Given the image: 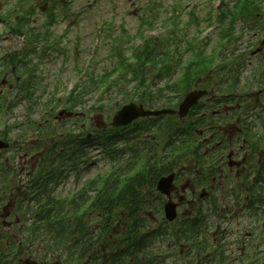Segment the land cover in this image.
<instances>
[{"label":"trees","instance_id":"16d2710c","mask_svg":"<svg viewBox=\"0 0 264 264\" xmlns=\"http://www.w3.org/2000/svg\"><path fill=\"white\" fill-rule=\"evenodd\" d=\"M262 10V5L254 6L252 1L244 0L241 9L234 4L222 11L218 23L224 30L217 33V46L221 41L219 47H224L222 53L220 51L215 53L214 47L208 52L209 44H197V46L180 44L172 31L168 33L164 41H158V37H148L139 47L130 49L127 55H116L122 61H119L108 74L89 75V84L84 83L77 94L73 93L70 96L72 107L83 105L85 96L97 93L96 91L108 78L114 75L118 76H115L116 80L113 78L115 80L113 84L105 88L106 93L118 83L126 87L135 85V94L113 89L122 96L121 105L136 102L149 109H172L176 107L180 96L195 88L207 90L209 92L207 97L210 100L207 103L202 101L190 111L186 119H193L187 124H184L186 119L173 116H167L169 120L164 124L166 117L160 116L138 120L130 126L119 129L110 128L108 132L106 129L98 130L97 135L91 138L84 135L69 136L66 139L56 138L53 145L48 147L46 160H43L40 168L36 169L34 181L28 184L26 197L24 198V193L21 200L16 203L15 212L22 214L24 225L21 227L16 224L11 226L3 224V227L0 225V264H21L23 258L33 253L36 247L41 246L52 253L46 257V263L56 262L61 258L62 261H60L63 264H79L80 262L84 264H165L170 256L162 255L157 258L151 249L158 242H169L171 239L175 243H189L184 256L187 261L209 264L204 254L212 243L208 239L207 221H212L213 215L209 216L203 210H199L197 214L180 221V227L176 231L171 229L173 225L165 222L158 228L149 227L148 217L143 214L149 210L144 207L141 196L147 194L148 191H144L145 188H154L161 176L180 170L190 162L197 163L201 168L214 159L204 157L203 144L197 139L200 138L201 131L204 136L215 133L214 138H222L216 130L224 123L211 113L207 114L209 109L233 107L235 111L228 117L227 122L235 123L233 119L238 115L235 101L238 98L240 85L244 79L252 82V77L245 76V71L249 70L247 69L249 64L246 60L248 51L246 48L243 50L241 48L242 32L252 34L251 39H254L256 34L264 32ZM237 11H239L238 15H236ZM257 15L260 16L257 17ZM250 16L253 17V22L258 20L259 22L253 26L247 25V21L249 22L247 18ZM27 17L19 15V19L13 22L14 28L21 30L25 21H28ZM240 21H244L243 24L250 27H246V33L243 27L237 26ZM36 35V42L30 41L33 47H28L27 43L24 54H29V51L36 52L39 43L47 42L45 39H39L38 33ZM245 43L250 45L252 41ZM24 54L22 56L14 54L9 59L10 66L15 68L20 77L32 76L34 73L28 65L33 64V59ZM188 54L191 58L187 59ZM214 60L216 62L220 60L224 64L219 63V66L211 67ZM262 60L264 61V53ZM263 65L259 64V67L263 69L258 72L261 78L254 79L255 84L264 83ZM118 68L120 71L116 70ZM256 76L258 77V74ZM32 82L28 77L27 82L21 84L24 97H19L13 102H6L2 107L14 108L22 101L27 105V116L35 115L40 98L32 91ZM140 88L144 89L138 93ZM1 103L3 100L0 97ZM50 109L46 108L48 116L52 114ZM27 121V127H29L30 120L27 119ZM258 123L241 126L247 137L264 138L262 136L264 127L260 131ZM47 126H51L50 121L43 123L41 128L43 127V130L47 132L49 130ZM154 131L158 132L157 138L150 137ZM258 133L260 136L257 135ZM5 136L8 137L5 133L0 138L8 143ZM92 147H97L111 163L109 173L98 175L95 182H88L84 190L75 193L67 200L53 195L56 185L64 177L80 169V164L84 163V158L88 155L87 149ZM261 147L264 149V145ZM258 148L259 144H256V154L259 152ZM2 179L3 174L0 175V181ZM90 187H96L97 191L92 201L88 193ZM6 192L8 193L9 189L3 188L0 182V199ZM4 199L5 197L0 200V203ZM154 213L155 216L161 215L162 210H156ZM121 214L125 215L128 231L119 236L116 243H109V235L116 225L115 219ZM89 215L94 217L95 224L89 223ZM214 227V223H211L209 228ZM102 244L108 247L110 245V252L107 256H105L106 253L103 256L99 254L96 256L95 251H100ZM62 250L67 252L63 258L61 254L57 255ZM218 260L222 261V259Z\"/></svg>","mask_w":264,"mask_h":264},{"label":"rangeland","instance_id":"374dc122","mask_svg":"<svg viewBox=\"0 0 264 264\" xmlns=\"http://www.w3.org/2000/svg\"><path fill=\"white\" fill-rule=\"evenodd\" d=\"M250 1L254 3V6L262 5L261 14L264 15V0H248V2ZM234 4L238 9H241L244 0H0V97L3 100V103L0 104V136L3 137L6 133L8 137L5 136V139L9 141L10 145L13 142H18L17 148L10 146L7 151H0V175L3 174V179L0 182L3 188L9 189V192H6L4 196L5 199L0 203V225L11 226L14 223H18L19 227L24 225L22 214L13 212L12 197L15 194L19 195L21 190L26 187L30 177H33L35 169L40 168L42 160L47 156L49 145H53L56 138L66 139L69 136L87 134L95 136L98 130L105 129L108 132L112 116L123 100L120 93L113 89L136 93L135 85L126 87L120 83L117 84L119 87L113 85L110 92L106 93L105 88L113 84L118 76L114 75L108 78L95 95L84 97L83 105L72 107L71 94L75 90L76 93L78 87L84 83L89 84V75L108 74L119 61H122L116 55H127L130 53V49L139 47L150 36L158 37L156 39L160 42L164 41L168 37V33L172 31L176 34L180 44H195L196 46L197 44H209L208 52L214 47L215 53L219 51L222 53L224 47H219L221 41L217 46V33L223 31L224 28L218 23V19L222 11ZM43 8L45 11L42 10ZM18 14L23 17L28 16V23L21 29V36L15 33L17 29L13 30V22L18 19L16 18ZM238 14L239 11L236 12V15ZM249 14L251 15V13ZM247 19L249 26L259 22V20L253 22L251 16ZM243 22L240 21L237 26L243 27V31H245L246 27H250L245 26ZM37 33L39 39H45L47 42L37 45L39 51L35 54L38 64L32 65L36 78L32 83V89L40 99H38L35 115L28 117L27 105L22 101L14 108L2 107L6 102L14 101V93L11 94L7 91L2 82L3 79H8L7 87L10 83H14L16 76L13 74H11V82L9 81L11 67L8 59L13 52L21 49L28 39L32 43L36 42ZM242 34L243 45L241 48L242 50L246 48L248 61L251 63L247 68L249 70L245 71V76L252 77V82L244 79L240 85L239 93L258 92L261 87L253 81L255 78H261L258 72L263 68L258 65L264 64L262 60L264 32L256 34L254 39H251L252 34L248 35L243 32ZM247 41H252V43L247 45L245 43ZM254 51L260 53L259 56L254 57L252 53ZM186 58H191V55H186ZM215 60L217 61V59ZM215 60L211 67H215L219 63L224 64L220 60L218 62ZM116 70L120 71V68ZM143 89L140 88L138 93ZM182 97L178 98L175 106L178 105ZM209 100L208 97L203 102L207 103ZM44 106L54 109L53 116L62 110H67L72 115L73 113L79 114V117L73 119L69 115L65 117L64 114L60 115L54 121L55 123L47 126L49 128L47 132L43 130V127L41 131L38 126H42V116L46 111ZM211 111H216V108L209 109L207 114H210ZM27 119L30 120L29 127H27ZM191 119L193 118L186 119L184 124H187ZM168 120L166 117L163 123H167ZM222 128L224 134L229 136L228 138L234 136L235 128L232 125L224 124ZM157 134L158 132L154 131L150 137L157 138ZM207 135L209 134H205V136ZM199 137L197 140L201 141L203 135ZM159 142L161 141L159 140ZM87 152L88 155L84 158V163L80 164V169L64 177L56 185L53 195L67 200L82 187H85L88 182H95L98 175L109 173L111 163L97 147L87 149ZM190 165L191 162L186 167L188 168ZM27 175H29L28 179H26ZM237 185L236 182L228 185L225 190L228 194H224L222 189H218L214 195L210 194V196L216 198L219 205L233 202L236 199V191L233 192V190ZM222 187L217 182L216 188ZM94 188L96 190V187ZM202 191L198 190L196 199L203 194ZM185 195L190 196L191 194L186 193ZM190 206L185 204L180 207L179 219L171 229L178 230L179 221L196 211L188 209ZM240 206L242 204H238L229 212L227 219H230V222L223 225L229 234L225 236L226 240L223 243L226 246L224 249L228 250L229 254L225 264H264V219H260V216L264 218V213L258 216L260 219V223H258L251 215L240 212L238 209ZM10 213L11 217L6 219ZM143 214L151 218L155 215L153 211ZM151 218L147 219L152 227H155V220L153 221ZM160 218H163V213L156 217V224ZM211 219L215 218L211 217ZM94 220V217L89 215V223L95 224ZM115 220L116 225L109 235V243L112 244L119 240V236L124 235L120 226H124L126 223L124 214L119 215ZM209 233V240H212L213 243L214 239L220 241L222 238L216 237L215 228H211ZM188 244L186 242L175 243L171 239L169 242H158L151 250L157 258L162 255L170 256L165 264H198L184 258L185 251L189 247ZM110 249V245L108 247V245L102 244L98 252H101L100 256H103L104 253L107 256ZM206 250V256L214 252L212 247ZM50 254L52 253L45 250L43 246L36 247L33 253L21 260V264H24L25 260L36 261L37 264L62 263L61 258L56 262L48 261L46 263V257H49ZM66 254L67 252L63 250L57 253L62 258ZM173 259H175L174 262ZM210 262L211 264H221L214 259ZM79 264H84V262Z\"/></svg>","mask_w":264,"mask_h":264},{"label":"flooded vegetation","instance_id":"af4514ba","mask_svg":"<svg viewBox=\"0 0 264 264\" xmlns=\"http://www.w3.org/2000/svg\"><path fill=\"white\" fill-rule=\"evenodd\" d=\"M26 46L27 44L22 46V48L19 50V55L22 56L24 54V48ZM28 47H33V45L28 43ZM14 54H16V51ZM24 55H31L32 57L30 51L29 54ZM250 64L251 63H249V65ZM28 67L30 66L28 65ZM19 73H21V71H19ZM11 74L16 76L14 83H10L7 87L6 85L8 79H3V86L11 94L14 93V98L24 97V91L22 90L23 88L21 84L26 83L24 81L25 75L21 77L18 76L15 68L11 67L9 76L10 82L12 80ZM29 79L30 82H32L36 79L35 75L29 76ZM263 85L264 84H259L261 89L258 90V92L248 91L237 93L238 98L235 102L238 115H236L233 119L235 121V137L233 136L231 138H225L222 136V138L217 139L214 138V133L202 138L201 143L203 144V155L207 158L214 157L213 160L208 161L204 167L201 168L197 164L194 167L191 166L190 169L187 168L171 172L175 174V177L169 196H164L157 192V183L160 178L171 173L161 176L156 181L154 188H145L144 191L148 192L146 195L141 196L144 207L149 210L147 213H151L153 211L154 214V211L156 210H163L167 203L176 205V210L178 211L180 207L185 204L191 205L188 207V209H193L196 211L185 218H189L197 214L199 210H203L209 216L214 215L215 211H218L219 217L215 219V222L207 221V232H210L209 227L211 226V223H214L216 237L219 236L222 238L220 241H216L214 239V243L212 242V248L214 249V252L209 256H206L205 254L204 257L206 259L211 257L217 260L222 259L221 262L218 261V263L221 264H225V260L229 258V254L227 253L228 250H225L224 248L226 246L223 245L226 240L225 236L229 235L227 234V230L223 228V225L229 224L230 222V219H227L229 212L238 204H242V206L238 208L240 212L251 215V217L257 220L258 223H260V219H264L260 216L264 213V149L261 147L264 145V138H249L245 135L241 128L242 125L251 126V124L259 122L258 124L260 131L263 129L264 106H261V103H264ZM221 108L222 109H219L216 112L212 111L211 115L214 117L217 116V119L220 120L221 123H224V121L228 120V117L232 115L231 113L235 111V109L233 107L231 108L226 106ZM63 114L64 117L69 115L73 119L79 117V114L73 113L72 115L67 110L64 111ZM216 133H223V130L218 128ZM257 135L260 136V133ZM256 144H259V152H257V154ZM28 177L29 175L26 176V179H28ZM217 182H219L223 187L216 188ZM234 182H236L238 185L233 190V192L236 191V199L233 202H225L223 205H219L217 199L213 196H210V194L214 195V192L218 189H222L224 194H228V192H225V190L228 185L233 184ZM85 187H82L80 191L77 192H81L85 189ZM90 188L91 189H89L88 193L90 195V201H92L97 191L94 187ZM199 189L203 190V194H201L199 198L196 199V194ZM186 193H190L191 195L187 196L185 195ZM14 198L15 200L12 203V207H14L16 204L17 196ZM258 216H260V219ZM156 217L157 216L155 215L153 218L148 216V218H151L153 221L155 220L154 224L156 226L153 228H158L162 223L165 222L163 218H160V221L156 224ZM149 227H152L151 223ZM171 227L173 228L174 225ZM120 228H122L123 234H126L128 231L127 221L124 226H120ZM95 254L96 256L98 254L100 256L101 252L96 250Z\"/></svg>","mask_w":264,"mask_h":264},{"label":"water","instance_id":"95a60500","mask_svg":"<svg viewBox=\"0 0 264 264\" xmlns=\"http://www.w3.org/2000/svg\"><path fill=\"white\" fill-rule=\"evenodd\" d=\"M207 92L205 90H193L185 94L182 101L179 103L177 110L172 109H159V110H146L141 104L128 103L123 105L113 116L112 126L115 128L125 127L141 118L146 117H159L164 115H176L182 119L185 118L189 111L198 105L199 100L203 98ZM61 115V113H59ZM8 148V145L0 140V150ZM175 175L169 174L158 180L157 191L165 196H169L172 183ZM164 219L168 222H173L177 218L176 205L167 203L164 208ZM25 264H34L32 262H25Z\"/></svg>","mask_w":264,"mask_h":264}]
</instances>
